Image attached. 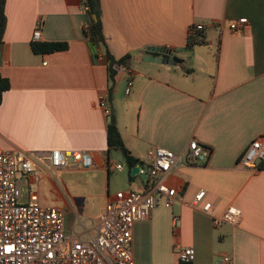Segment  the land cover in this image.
Listing matches in <instances>:
<instances>
[{"label": "crops", "instance_id": "1", "mask_svg": "<svg viewBox=\"0 0 264 264\" xmlns=\"http://www.w3.org/2000/svg\"><path fill=\"white\" fill-rule=\"evenodd\" d=\"M99 1L110 53L116 59L131 56L127 68H118L107 101L124 145L140 161L138 169L146 168V152L153 147L180 157L167 177L176 188L171 206L159 205L133 225L135 264H175L177 251L189 247L192 264H222V255L231 264H264V169L235 166L250 141L264 135V0ZM4 14L0 75L9 89L0 104V149L89 152L91 170L36 176L40 202L63 211L65 232L92 241L115 194L141 193L149 181L129 173L121 156L107 151V117L99 99L108 96L110 82L102 51L83 33L91 19L80 0H5ZM239 18L248 22L243 31H230ZM196 24L204 25V42L188 50ZM32 42H64L67 49L38 54ZM146 47L170 50L183 71L144 62L140 52ZM139 63L147 67L136 71L133 64ZM191 139L210 150L205 161L188 162ZM120 160L124 168L113 170L110 164ZM47 184L50 198L42 190ZM199 190L214 214L234 207L240 222L213 227L209 216L191 206Z\"/></svg>", "mask_w": 264, "mask_h": 264}, {"label": "built area", "instance_id": "2", "mask_svg": "<svg viewBox=\"0 0 264 264\" xmlns=\"http://www.w3.org/2000/svg\"><path fill=\"white\" fill-rule=\"evenodd\" d=\"M247 23L245 18H239L228 29L241 32ZM203 29V24H196L190 34ZM32 37L38 39L39 32H33ZM130 85L128 82L126 95ZM99 105L108 116L107 93L100 96ZM185 151L192 164L205 161L210 152L194 139L187 142ZM179 160L177 154L165 148L149 149L145 156L146 168L138 169V174L147 177V187L141 193L117 192L98 218L94 239L83 241L65 232L64 213L59 207L40 202V179L36 174L67 168L91 170L94 163L90 153L0 149V264H135L130 248L133 225L148 219L159 205L171 206L176 188L169 184L167 177ZM110 166L116 171L124 168L120 162H112ZM235 166L250 171L264 169V135L250 141ZM204 196V190H199L191 206L209 216L213 227L225 223L234 226L240 222L241 212L237 208L229 207L221 214H214ZM176 256L175 264L189 262L194 251L191 247L182 248ZM220 261L231 264V257L222 255Z\"/></svg>", "mask_w": 264, "mask_h": 264}, {"label": "trees", "instance_id": "3", "mask_svg": "<svg viewBox=\"0 0 264 264\" xmlns=\"http://www.w3.org/2000/svg\"><path fill=\"white\" fill-rule=\"evenodd\" d=\"M80 3L86 9L84 10L90 17V24L83 29L84 36L87 38L90 44L102 51V57L105 60L106 71L110 86L108 87L107 101L110 103L112 99V84L115 82V75L120 66L128 67V60L130 55H125L116 59L109 51L106 39L104 36L102 24H101V12L99 0H80ZM5 0H0V49L3 44V33L6 24V17L4 14ZM194 29L191 26L190 30ZM204 42L203 30L194 31L188 36L186 49L191 50L195 45H200ZM31 49L34 53L45 54L55 51H64L67 49V44L64 42H32ZM9 89V82L6 78L0 75V104L2 102L3 93ZM107 117L106 122V141L107 151L118 153L129 173L133 167L139 165L140 161L133 157L129 150L124 145L113 113ZM131 178V175L129 176ZM181 264H192L191 261Z\"/></svg>", "mask_w": 264, "mask_h": 264}, {"label": "water", "instance_id": "4", "mask_svg": "<svg viewBox=\"0 0 264 264\" xmlns=\"http://www.w3.org/2000/svg\"><path fill=\"white\" fill-rule=\"evenodd\" d=\"M147 52H156L158 55L157 56H151L147 54ZM136 53H139L137 51ZM140 54L143 56L144 62H152V63H157V64H169V65H174L176 63H180L182 60H180L177 56H174L170 50H167L166 48H161V47H146L144 50L140 52ZM165 56V57H163ZM167 56V57H166ZM124 67L121 66V69ZM120 73V72H118ZM138 167H133L131 169V174L136 175L138 174ZM142 177H146L144 174Z\"/></svg>", "mask_w": 264, "mask_h": 264}, {"label": "rangeland", "instance_id": "5", "mask_svg": "<svg viewBox=\"0 0 264 264\" xmlns=\"http://www.w3.org/2000/svg\"><path fill=\"white\" fill-rule=\"evenodd\" d=\"M144 61V60H143ZM147 67V65H145V63H139V64H133V68L136 70V71H141V70H143V69H145ZM186 67V66H185ZM172 68L175 70V71H177V72H181V71H183V67L181 66V65H173L172 66ZM147 71H149L151 74H153V75H156V73H157V71H156V69H155V67H149L148 68V70ZM163 77L165 76V77H167V79H172V77L171 76H169L168 77V75H162ZM119 160V159H118ZM120 163H121V160H120ZM126 173H127V170L126 169H124L123 171H122V176H124V175H126ZM78 176H80V177H83L82 175H78ZM118 177H119V175H118ZM115 179H117V177L115 178ZM42 190L46 193V195H48L49 196V198L51 197L50 196V194L48 193V190H49V185L47 184V185H45L44 187H42ZM49 205H55V206H57V204L56 203H49ZM58 207V206H57Z\"/></svg>", "mask_w": 264, "mask_h": 264}]
</instances>
